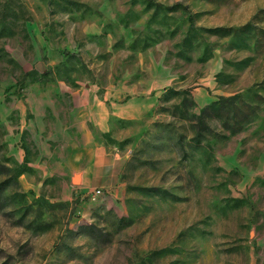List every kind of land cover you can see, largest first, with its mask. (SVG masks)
<instances>
[{
  "label": "rangeland",
  "instance_id": "obj_1",
  "mask_svg": "<svg viewBox=\"0 0 264 264\" xmlns=\"http://www.w3.org/2000/svg\"><path fill=\"white\" fill-rule=\"evenodd\" d=\"M151 61L173 84L102 137L126 157L123 210L82 218L56 182L37 190L6 119L26 90ZM0 264H264V0H0Z\"/></svg>",
  "mask_w": 264,
  "mask_h": 264
},
{
  "label": "crops",
  "instance_id": "obj_2",
  "mask_svg": "<svg viewBox=\"0 0 264 264\" xmlns=\"http://www.w3.org/2000/svg\"><path fill=\"white\" fill-rule=\"evenodd\" d=\"M210 63L213 72L220 69L217 60ZM139 69L101 88L89 83L76 88L62 83L31 86L24 102L6 115L7 121L15 118L19 123L15 128L23 146L19 164L37 175L31 183L37 190H47L56 182L60 200L82 218L99 205L123 210L121 175L126 157L105 145L102 137L111 132L113 121L144 118L175 80L167 67L154 61L142 62ZM257 174L260 166L253 176ZM95 190L101 195L84 198Z\"/></svg>",
  "mask_w": 264,
  "mask_h": 264
},
{
  "label": "trees",
  "instance_id": "obj_3",
  "mask_svg": "<svg viewBox=\"0 0 264 264\" xmlns=\"http://www.w3.org/2000/svg\"><path fill=\"white\" fill-rule=\"evenodd\" d=\"M251 28H252V24H251V22H248L245 25H243L241 28H239L237 30V32L238 33L242 32L243 34H246L248 37L251 38L252 37V35H250ZM232 31L233 30H231L229 28H227V29L226 28H216V29L213 30V33H216V34L220 33L221 37H223V36L231 35ZM245 38L246 37H243L242 39L244 40ZM247 39H249V38H247ZM31 75H32V73L25 74L24 78H27V77H29ZM42 77H43V75H42ZM238 97L239 96H237V95H233V96H230L228 98L220 97L218 99V101L212 102L208 107L202 109L199 118L202 120V117L204 116V114L207 112V110L209 108H211L213 111H215L217 114H219L220 117H223V115H225V110H226L225 103L226 102L234 103V101L237 100Z\"/></svg>",
  "mask_w": 264,
  "mask_h": 264
},
{
  "label": "built area",
  "instance_id": "obj_4",
  "mask_svg": "<svg viewBox=\"0 0 264 264\" xmlns=\"http://www.w3.org/2000/svg\"><path fill=\"white\" fill-rule=\"evenodd\" d=\"M100 195H101V191L100 190H95V191L87 194L86 196H84V198H88V199L92 200V199H94V198H96V197H98Z\"/></svg>",
  "mask_w": 264,
  "mask_h": 264
}]
</instances>
